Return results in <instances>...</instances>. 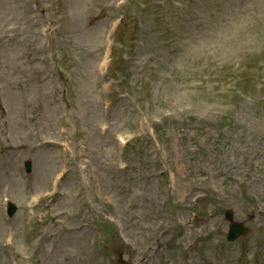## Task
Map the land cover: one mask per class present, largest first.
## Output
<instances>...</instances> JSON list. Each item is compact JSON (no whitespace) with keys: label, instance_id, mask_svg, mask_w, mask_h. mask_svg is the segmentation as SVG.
Here are the masks:
<instances>
[{"label":"rangeland","instance_id":"rangeland-1","mask_svg":"<svg viewBox=\"0 0 264 264\" xmlns=\"http://www.w3.org/2000/svg\"><path fill=\"white\" fill-rule=\"evenodd\" d=\"M115 1L0 0V264H264V0Z\"/></svg>","mask_w":264,"mask_h":264},{"label":"bare ground","instance_id":"bare-ground-1","mask_svg":"<svg viewBox=\"0 0 264 264\" xmlns=\"http://www.w3.org/2000/svg\"><path fill=\"white\" fill-rule=\"evenodd\" d=\"M14 187H16V185H14ZM252 238V237H251Z\"/></svg>","mask_w":264,"mask_h":264}]
</instances>
